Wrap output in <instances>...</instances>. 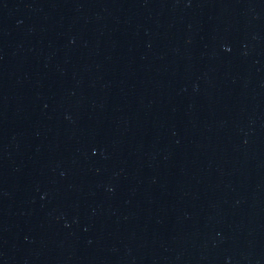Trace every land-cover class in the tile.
<instances>
[{
  "label": "water",
  "instance_id": "obj_1",
  "mask_svg": "<svg viewBox=\"0 0 264 264\" xmlns=\"http://www.w3.org/2000/svg\"><path fill=\"white\" fill-rule=\"evenodd\" d=\"M0 264H264V0H0Z\"/></svg>",
  "mask_w": 264,
  "mask_h": 264
}]
</instances>
